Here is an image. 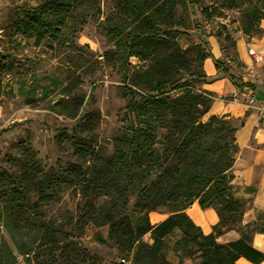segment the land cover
I'll return each mask as SVG.
<instances>
[{
	"label": "trees",
	"instance_id": "trees-1",
	"mask_svg": "<svg viewBox=\"0 0 264 264\" xmlns=\"http://www.w3.org/2000/svg\"><path fill=\"white\" fill-rule=\"evenodd\" d=\"M174 1L118 0L130 20L124 37L121 35L116 45L126 50V59L136 56L143 61L128 76L124 75L131 85L145 90L141 102H133L137 119L114 138L109 155L101 159L100 152H95L88 169L71 163L65 175L41 180V186L44 183L48 186L56 180L71 183L76 177L84 197L77 206L78 217L88 218L96 227H106V240L101 237L98 240L110 244L115 250L114 257L105 260L90 255L72 241H65L63 249L59 248L57 253L52 251L50 258L39 260L38 264H179L184 258L191 264H235L239 257L257 264L264 259V253L250 243L255 232L264 231V223H241L247 200L233 194L230 182L229 170L237 150L234 132L241 120L225 114H210L207 120H202L210 101L192 91L189 81L182 80L180 71L186 64V50L174 40L175 29L167 20L174 12ZM76 3L79 0H42L33 5H20L13 26L23 36H34L35 42H40L45 36H55L64 23L63 14ZM221 5L245 6L243 34L250 38L262 32L259 23L264 19V0H224ZM201 10L206 13L207 6ZM251 28L254 31L250 34ZM214 36L218 39V35ZM222 40L228 42L233 55L223 60L213 58L214 66L233 79L235 76L229 72L226 59L236 62L235 39L224 31ZM198 44L195 45L198 60L211 57L208 42L204 40L201 48ZM189 76L198 81L207 80L203 73L195 71ZM176 88L179 90L171 92ZM91 91L92 87L90 94ZM85 114L88 113L84 111L78 121ZM3 176L8 184L0 189L4 204L0 219L3 215L9 218L10 222L2 223L8 229L20 218L18 208L26 209L16 203L30 176L25 170L5 172ZM37 192L38 202L45 203L54 197L53 191ZM193 201L201 208L215 209L218 221L209 233H203L185 212ZM161 206L169 207L165 218L151 223L148 213ZM262 216L264 213L259 214V219ZM29 225L23 223L22 228ZM230 229L239 233L236 239L216 240L219 234ZM176 231L178 236L172 250L177 262H173L165 256V249L167 238ZM146 233L149 240L144 239ZM10 236L22 255L23 264H31L27 242L22 236ZM41 237L51 244L61 241L59 229L50 225L44 226ZM0 264H22L1 234Z\"/></svg>",
	"mask_w": 264,
	"mask_h": 264
},
{
	"label": "rangeland",
	"instance_id": "rangeland-1",
	"mask_svg": "<svg viewBox=\"0 0 264 264\" xmlns=\"http://www.w3.org/2000/svg\"><path fill=\"white\" fill-rule=\"evenodd\" d=\"M40 1L0 0V189L8 184L5 172L25 170L30 176L16 203L26 209L18 208L20 218L8 229L2 223L10 220L3 215L0 234L22 264V255L10 234L22 236L27 242L31 264L46 261L52 251L64 248L65 241H72L90 255L110 260L115 250L108 242L98 240H106V227H96L88 218L78 217L77 206L84 197L76 177L71 183L56 180L48 186H41V180L65 175L71 163L86 170L96 151L101 159L113 151L114 138L137 119L133 102H141L145 92L131 85L124 75L128 76L143 61L136 56L126 59V50L116 45L130 20L118 0H79L63 14L64 23L55 36L35 42L34 36L19 33L13 21L18 6ZM190 1L175 0L174 12L167 20L175 29L174 40L186 50V64L180 71L182 80L189 81L192 91L208 98L210 108L213 95L202 90L201 80L189 76L194 71L203 73V60L196 57L195 45L201 42V48L206 36L218 35V39L214 37L220 41L222 59L233 55L222 36L227 31L234 39L239 34L249 39L241 30L245 6L227 7L221 5L224 0ZM204 6L206 13L201 10ZM253 31L251 28L250 34ZM209 108L203 121L211 114ZM84 111L90 115L78 121ZM40 189L53 191V199L38 202ZM3 205L0 195V208ZM168 210V206L158 209L165 214ZM23 223L30 225L23 229ZM45 225L59 229L61 241L45 242L41 237ZM177 236L176 231L166 240L165 256L170 260L177 259L172 250ZM144 239L148 240L147 234Z\"/></svg>",
	"mask_w": 264,
	"mask_h": 264
},
{
	"label": "crops",
	"instance_id": "crops-1",
	"mask_svg": "<svg viewBox=\"0 0 264 264\" xmlns=\"http://www.w3.org/2000/svg\"><path fill=\"white\" fill-rule=\"evenodd\" d=\"M262 32L259 35L244 38L239 34L235 37L236 62L227 60L226 65L229 72L234 74L231 79L221 69L214 66L213 58L222 59L221 48L214 36L208 35L205 41L208 42L211 57H205L202 61V72L207 77L201 82L202 90L213 95L209 108V114L232 117L241 120V124L234 132L237 152L230 167L231 183L234 195L247 200L243 209L241 223L258 221L264 223V216L259 219V214L264 213V112L248 108L241 103H234L227 100L235 90L248 88L257 93L260 97L263 92L264 74L248 54V49L264 51V19L261 21ZM212 207L201 208L197 201H193L187 208L188 216L198 225L203 233H209L212 226L218 221V216ZM151 223H157L165 218L163 211H150ZM148 240H149V234ZM145 234V235H146ZM239 233L234 230H226L216 237L218 242H228L236 239ZM251 238V245L264 253V231L255 232ZM170 260V259H169ZM177 262L176 260H171ZM179 264H191L189 259L184 258ZM235 264H254L244 257L235 260ZM257 264H264V259Z\"/></svg>",
	"mask_w": 264,
	"mask_h": 264
},
{
	"label": "built area",
	"instance_id": "built-area-1",
	"mask_svg": "<svg viewBox=\"0 0 264 264\" xmlns=\"http://www.w3.org/2000/svg\"><path fill=\"white\" fill-rule=\"evenodd\" d=\"M248 54L251 59L259 65L264 74V51L259 52L253 50L252 48L248 49ZM264 84V78H263ZM227 100H230L234 103H241L248 108H253L258 110L259 112H264V86L263 92L260 97H257V93L255 91H251L248 88H242L235 90Z\"/></svg>",
	"mask_w": 264,
	"mask_h": 264
}]
</instances>
